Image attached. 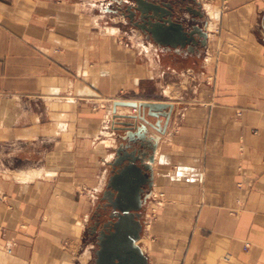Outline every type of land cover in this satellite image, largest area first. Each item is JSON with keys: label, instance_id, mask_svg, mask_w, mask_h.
Listing matches in <instances>:
<instances>
[{"label": "crops", "instance_id": "obj_1", "mask_svg": "<svg viewBox=\"0 0 264 264\" xmlns=\"http://www.w3.org/2000/svg\"><path fill=\"white\" fill-rule=\"evenodd\" d=\"M112 1L0 0V264L73 262L109 177L114 101L173 106L149 262L264 264V0H197L200 26L205 4L221 14L195 54L128 31Z\"/></svg>", "mask_w": 264, "mask_h": 264}, {"label": "water", "instance_id": "obj_2", "mask_svg": "<svg viewBox=\"0 0 264 264\" xmlns=\"http://www.w3.org/2000/svg\"><path fill=\"white\" fill-rule=\"evenodd\" d=\"M117 2L124 8L119 7L116 13H121L158 49L191 54L206 49L207 24L203 27L198 23L205 14L197 0ZM118 107L137 109V112L118 114ZM172 109L171 104L162 102L112 103L111 130L117 145L113 148V159L107 163L109 177L100 196L109 220L98 219L91 228L97 245L92 264H149L138 244L143 232L142 214L154 186L152 165L157 144L160 135L167 132Z\"/></svg>", "mask_w": 264, "mask_h": 264}, {"label": "rangeland", "instance_id": "obj_3", "mask_svg": "<svg viewBox=\"0 0 264 264\" xmlns=\"http://www.w3.org/2000/svg\"><path fill=\"white\" fill-rule=\"evenodd\" d=\"M83 1L89 2L90 5H93L95 10H97L96 8H98V7H96V6H99V4L102 0H83ZM112 3H114V5L115 4L119 5L117 0L112 1ZM187 4L192 5V3H190V2H188ZM216 9L219 10L218 8H216ZM208 18H209V16H208ZM123 19L126 22V25L128 27V29H127L128 31H130L131 29L137 30L136 28L131 26V24L129 23V21L126 18L123 17ZM105 20H108V18L107 19L105 18ZM209 22H210V18H209ZM137 31H139V30H137ZM98 104H100V103H98ZM112 138L114 139V133H113ZM116 142L117 141H115V139H114V143H112L110 145V147L107 149V151H109L110 154H113V148L117 145ZM107 175H109V172ZM106 182H107V179H106ZM106 182L99 189H98V187H96L97 190H95V194L94 193L92 194L94 197V200H95V203H93L94 207H93V210L90 214L89 221L87 224V229L84 233L83 239H81L79 242V246L76 249L75 256L73 258L74 260H73V262H71V264H80L79 262H82V263L84 262V264H91L93 262L94 251L97 249V245L95 243V238H89L88 237V235H89L88 234V228H89V226H91V218H92L94 212L96 211L98 204L101 202L100 196L102 195V192L105 190ZM82 192H86V190L80 189V192L78 191V194L81 195ZM156 195L157 196L154 195L149 199L148 204L145 207V209L143 210V214H142L143 215L142 216L143 232H142V238L139 241V244L143 248L146 256H147V254H149V247H151L152 244L156 243V241H157V236L154 233V226H155L156 222L158 221L159 212H160L161 208L164 206L165 201H166L163 194L158 193ZM85 252H87L86 256L83 255ZM171 257H173V259H177L178 253H173V255H171Z\"/></svg>", "mask_w": 264, "mask_h": 264}, {"label": "bare ground", "instance_id": "obj_4", "mask_svg": "<svg viewBox=\"0 0 264 264\" xmlns=\"http://www.w3.org/2000/svg\"><path fill=\"white\" fill-rule=\"evenodd\" d=\"M216 6H211V5H209V4H205L204 5V9H205V11H206V13H207V15L209 16V18H210V22H209V24H208V27H207V30L210 32V34L212 33V32H214L215 31V29H216V25H217V22L219 21V19H220V11L219 10H217L216 8H215ZM209 36V35H208ZM131 110H134L135 112L134 113H136L137 112V109H129L128 111H131ZM123 111V110H122ZM127 111V110H126ZM125 112V111H124ZM118 113V112H117ZM119 114V113H118ZM109 141H111V140H109ZM105 144H106V146H109L110 145V143L108 142V141H105ZM101 145V144H100ZM113 157V156H112ZM111 156L110 157H108L109 159L110 158H112ZM108 159V160H109ZM110 162V161H109ZM97 196V195H96ZM155 196H157V195H155ZM152 197V196H151ZM141 238H142V235H141ZM141 240V239H140ZM139 240V241H140ZM138 244H139V242H138ZM140 245V244H139ZM141 247V246H140ZM142 248V247H141ZM143 250V249H142ZM7 252H8V248H7ZM144 252V251H143Z\"/></svg>", "mask_w": 264, "mask_h": 264}, {"label": "flooded vegetation", "instance_id": "obj_5", "mask_svg": "<svg viewBox=\"0 0 264 264\" xmlns=\"http://www.w3.org/2000/svg\"><path fill=\"white\" fill-rule=\"evenodd\" d=\"M102 204H103V202H100V203L98 204V207L96 208V211L94 212V214H93V216H92V218H91V226H89V228H88V234H89L88 237H89V238H95L94 235H91V228H92V226H93V224H94L95 221H97L98 219H99L100 221H102V222H105V221L109 220V217H108L109 212L106 211V210H104V209L102 208ZM97 214H100V217H99V218H98ZM104 218H105V219H104ZM95 243H96V240H95ZM92 263H93V262H92ZM92 263H91V264H92Z\"/></svg>", "mask_w": 264, "mask_h": 264}, {"label": "built area", "instance_id": "obj_6", "mask_svg": "<svg viewBox=\"0 0 264 264\" xmlns=\"http://www.w3.org/2000/svg\"><path fill=\"white\" fill-rule=\"evenodd\" d=\"M162 196V195H161ZM248 246H246L247 248ZM8 253L11 254L12 253V249L10 247H8Z\"/></svg>", "mask_w": 264, "mask_h": 264}]
</instances>
